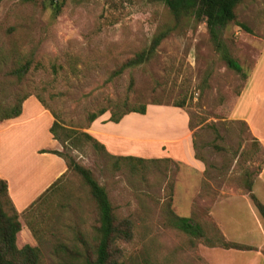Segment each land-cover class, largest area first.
Here are the masks:
<instances>
[{
  "label": "rangeland",
  "instance_id": "374dc122",
  "mask_svg": "<svg viewBox=\"0 0 264 264\" xmlns=\"http://www.w3.org/2000/svg\"><path fill=\"white\" fill-rule=\"evenodd\" d=\"M41 3L0 0V98L5 103L20 93L37 95L65 132L93 137L96 121L87 122L89 112L108 106L109 100L146 105L144 114L129 113L117 132L103 128L108 133L144 130L141 139L130 138L114 147L115 155L155 159L143 169L114 170L89 142L66 141L67 151L106 189L117 217L131 222V237L117 241L111 250L116 263L264 264L260 252L208 249L166 223L164 207L169 195L170 209L191 216L205 232L215 225L229 240L264 244L249 213L248 206L254 205L241 185L246 169L252 174L253 193L264 204V143L242 113L253 115L264 130V0H243L221 32L244 74L220 59L204 21L176 19L160 2L63 0L56 14L50 4L43 8ZM162 30L168 33L147 61L108 79ZM27 59L31 64L18 82L8 76L15 62ZM109 115V110L102 114L105 121ZM180 115L194 156L203 164L199 170L161 155L168 143L153 139L154 134L180 135ZM60 152H66L62 144ZM18 218L23 228L17 233L18 243L39 248L37 264H83L85 249L91 253L96 243L95 204L72 171L47 201L34 211L20 212Z\"/></svg>",
  "mask_w": 264,
  "mask_h": 264
},
{
  "label": "trees",
  "instance_id": "16d2710c",
  "mask_svg": "<svg viewBox=\"0 0 264 264\" xmlns=\"http://www.w3.org/2000/svg\"><path fill=\"white\" fill-rule=\"evenodd\" d=\"M36 4L37 0H23ZM42 7H46V3L53 7L54 14L58 13L63 0H41ZM160 2L167 7L169 12L176 18L190 17L195 21H204L207 32L209 34L210 42L213 48L218 52L220 59L226 66L235 72L244 74L242 67L236 59L230 54L224 40L221 38L222 30L234 20L236 15V8L243 0H151ZM167 30H162L155 34L149 46L139 52L133 57L127 59L115 68L108 79L121 74L125 69L137 66L147 61L153 54L155 48L160 41L167 35ZM31 60L27 59L24 62L18 60L15 66L8 71L9 77L16 78L18 82L22 76L27 72ZM132 85L130 81L129 87ZM28 93L18 94L12 103L7 104L0 98V120L16 117L21 112L22 102L28 97ZM37 99L43 104L42 100L36 95ZM108 106H103L95 111L87 114V122L91 123L100 115L109 110L108 121L119 122L123 116L129 113L144 114L146 112L145 104L129 105L127 101H108ZM174 106L181 107L182 104H174ZM52 136L57 139L66 149L65 153L60 151H52L60 156L65 164L66 171L53 181L32 203H30L22 213H28L30 209L34 211L51 194H55L62 185L63 179L67 177L69 171L79 175L83 183L88 187L89 194L95 204L97 226L95 228V245L89 253L88 247L85 249V254L82 255L83 264H117L111 250L117 241L128 239L131 237V222L127 218L117 217L114 207L108 197L106 189L98 183L94 178L92 172L78 163L75 158L69 153L67 146V139L74 141L89 142L92 147L104 156L110 166L114 170L122 167L127 168L131 172L143 169L146 162H153L155 159L149 160L133 156V155H114L109 153L104 145L95 139L87 132H77L70 130L65 132L63 128L54 120L50 127ZM67 133V134H66ZM73 142H71L73 144ZM258 145V142L255 140ZM197 158V157H196ZM253 178L246 169L241 176V185L244 192L249 196L252 204L256 208L264 223V204H262L252 191ZM171 196L168 195L165 201L166 223L172 227L177 228L190 237L199 239L204 245L208 247H220L223 249L235 250H253L254 247L229 241L222 234L217 226L212 229L203 230L200 223L193 221L191 216H179L171 209ZM19 212L14 208L12 201L8 195L7 182L0 179V264H37L39 261V248L28 243L19 244L16 241L17 233L21 229L19 221ZM35 233V232H34ZM85 245V242H84ZM86 246V245H85ZM58 247H61V245ZM63 248V247H61Z\"/></svg>",
  "mask_w": 264,
  "mask_h": 264
},
{
  "label": "crops",
  "instance_id": "0c3cea01",
  "mask_svg": "<svg viewBox=\"0 0 264 264\" xmlns=\"http://www.w3.org/2000/svg\"><path fill=\"white\" fill-rule=\"evenodd\" d=\"M246 92L247 90H244L240 96L242 102L244 101ZM156 108H168L174 113L178 111L177 107L156 106ZM242 113L247 116L246 120L249 122L252 131L263 145L264 130L261 132L258 121L252 120L253 115L243 111ZM127 117L128 114L116 123L107 119L105 121L102 115L95 119L94 138L102 143L109 153H117L114 148L117 143L122 145L123 143H128L130 138L139 140L143 137L144 130L141 128L136 129L135 134L129 133L127 129L119 133H108L107 130L103 129L110 126L112 127L111 129L114 128L115 132H117L118 127H122L121 125H123ZM179 117L184 122V130L180 135L166 138L165 135L154 134L155 138L153 139L155 141L156 139H161L168 143L167 150L160 152L161 155L182 160L189 167L199 170L203 164L194 156L193 141L186 127L184 116L180 115ZM53 119L52 113L36 97L30 95L22 102L21 112L18 116L0 120V179H4L7 182L8 195L14 208L19 213L26 209L30 203L67 169L64 160L52 152L60 151L61 148L60 142L50 132ZM26 180L27 184H25ZM216 204L213 205V208ZM248 208L251 219L256 226V236L261 237L264 241V224L258 217L256 209L252 205L248 206ZM216 219L218 220V218L214 219L215 222ZM216 224L218 225L217 222ZM21 230H23L22 227ZM16 241L17 243L21 242L18 236L16 237ZM237 243L252 246L256 249L249 251L260 252L264 255V244L258 246L241 241ZM208 249L218 251L217 249L219 248L208 247Z\"/></svg>",
  "mask_w": 264,
  "mask_h": 264
}]
</instances>
